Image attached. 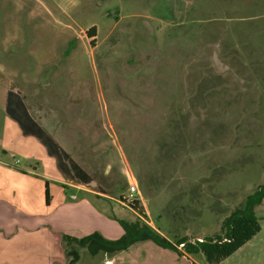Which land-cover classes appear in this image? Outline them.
<instances>
[{"label":"rangeland","instance_id":"1","mask_svg":"<svg viewBox=\"0 0 264 264\" xmlns=\"http://www.w3.org/2000/svg\"><path fill=\"white\" fill-rule=\"evenodd\" d=\"M13 91L48 126L67 195L70 183L92 190L74 201L86 193L111 219H137L120 200L135 184L144 221L171 241L223 236L264 185V0H0L1 232L40 226L68 200L9 112ZM255 212L262 230L221 264H264V201ZM64 233L84 234L59 233L53 264L71 260ZM77 249L76 264L115 255Z\"/></svg>","mask_w":264,"mask_h":264},{"label":"crops","instance_id":"2","mask_svg":"<svg viewBox=\"0 0 264 264\" xmlns=\"http://www.w3.org/2000/svg\"><path fill=\"white\" fill-rule=\"evenodd\" d=\"M20 94V91L12 92L8 105L9 112L18 119L23 132L27 136H33L35 138L34 143L39 146L42 145L41 148L44 150V156H46L43 160L51 159V165H54L59 172V177L52 181L58 186L59 194L67 195L62 186L66 183L62 180L63 175L61 173L63 172H60L64 171L62 167L64 160H60L58 156L57 158L54 157L55 153L51 150L52 145L45 140V135L51 139L46 131L48 126L40 125L28 114L27 105ZM34 147L37 146L34 145ZM33 161L35 166L38 162L35 156H33ZM45 179L48 180L49 178L46 177ZM69 185L75 188L77 193H80L79 190L92 193V190L86 189L79 183H70ZM76 192L66 196L69 201L59 202L58 209L43 220L44 224L33 226L26 222L25 225L20 222H10L8 231L3 229L4 231L1 232L0 230V264H53L60 258L61 252L58 250L61 246L59 233L61 235L64 231L77 230L84 234L98 231L109 239H117L124 233L116 220L111 219L104 211L95 210L92 204L90 205V200L87 198L89 196L86 193H83L85 196L83 199L75 201L71 199V195L76 196ZM26 221L28 222V220ZM0 226L2 227L1 223ZM139 244L145 245V247L142 249ZM137 246L139 247L137 248ZM168 251L171 250L164 249L151 241L138 242L128 250L116 253L112 258V264H190L188 261H181L177 257L174 259L165 258L163 252ZM36 252H39L41 260L34 257Z\"/></svg>","mask_w":264,"mask_h":264},{"label":"trees","instance_id":"3","mask_svg":"<svg viewBox=\"0 0 264 264\" xmlns=\"http://www.w3.org/2000/svg\"><path fill=\"white\" fill-rule=\"evenodd\" d=\"M87 34L90 38L97 35V27L92 26ZM74 44L70 43L67 54H70ZM46 204L49 205L50 193L49 182H46ZM120 200L126 203L138 214L137 219L131 222L116 219L124 233L117 239L106 238L103 234L95 231L90 234L75 235L64 233L63 241L70 247L71 260L68 264H76L80 258L77 248H85L92 256L98 254H116L128 250L138 242L151 241L154 244L181 256L189 258L191 255L201 254L208 264H221L224 260L236 253L245 244L251 241L261 230L262 226L256 215L255 209L264 201V185L250 194L245 206L234 211L224 220V235L217 237H203L200 241H190L187 238H179L171 241L158 230L153 228L143 218L146 213L137 197L127 199L120 196ZM182 246V249H179Z\"/></svg>","mask_w":264,"mask_h":264},{"label":"built area","instance_id":"4","mask_svg":"<svg viewBox=\"0 0 264 264\" xmlns=\"http://www.w3.org/2000/svg\"><path fill=\"white\" fill-rule=\"evenodd\" d=\"M136 191H137L136 185L135 184H131L130 188H129V194H128L127 199H129V200L133 199L135 197ZM71 199H76V196L75 195H71ZM199 240L201 241L202 239H199Z\"/></svg>","mask_w":264,"mask_h":264}]
</instances>
